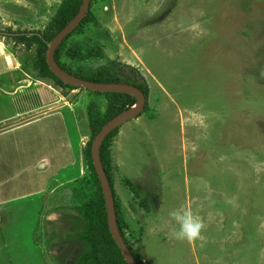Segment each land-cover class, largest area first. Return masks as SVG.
Returning <instances> with one entry per match:
<instances>
[{
  "label": "rangeland",
  "instance_id": "rangeland-1",
  "mask_svg": "<svg viewBox=\"0 0 264 264\" xmlns=\"http://www.w3.org/2000/svg\"><path fill=\"white\" fill-rule=\"evenodd\" d=\"M64 1L0 0V63L20 67L2 79L18 76L20 98L42 87L54 97L75 156L47 191L0 206V264H76L84 250L88 108L107 98L41 79L37 45L15 38L46 31ZM90 10L62 61L119 62L150 86L111 147L119 217L142 264H264V0H94ZM82 47L92 58L77 63L67 50ZM181 207L203 224L193 241L175 238L169 214Z\"/></svg>",
  "mask_w": 264,
  "mask_h": 264
},
{
  "label": "trees",
  "instance_id": "trees-1",
  "mask_svg": "<svg viewBox=\"0 0 264 264\" xmlns=\"http://www.w3.org/2000/svg\"><path fill=\"white\" fill-rule=\"evenodd\" d=\"M93 2L94 0H91L90 9ZM82 4L83 0H66L60 6L58 12L53 17L52 22L46 31L30 33V36H19L20 34L15 36V38L18 40H25L23 43L27 45L28 49L35 44L37 45V54L34 60V70L38 71L39 77H41V79H52L57 85L68 88L69 90H76L79 88L64 83L51 71L47 63L46 54L48 45L53 41L56 35L76 17ZM89 11L90 12H88L77 28L64 39V41L56 50L55 58L57 63L65 71L85 80L100 83H124L135 86L145 94L147 105L150 95V86L145 76H143L137 68L111 61L95 68L84 69L82 67H76L74 63L69 65L68 62L62 61V57L64 55L62 49L65 48L66 41L78 30H80L85 22L90 19L91 10ZM27 39L28 41H26ZM67 54L71 59L77 61V63L79 61L92 58L86 57L85 48L83 47L76 48L75 50L68 49ZM95 93L104 95L105 98H107L108 104L104 110L100 108L99 103H92L88 108L91 138L85 148V156L88 162L89 174L84 181H86L87 185L91 186V194L85 205H83L81 208L79 207L80 214L84 220V230L78 233V239L83 242L84 250L76 260V264H128L109 230L106 202L100 180L91 158V146L102 127L122 112L134 106L137 100L134 96L125 93ZM146 105L143 111L146 110ZM119 129L120 127L113 130L103 141L100 150L101 161L114 194L117 222L120 232L138 264H142L140 257L135 253L133 246L127 240L126 232L123 225L121 224L119 217V204L114 188L113 172L115 170V166L113 163L111 147L115 136L119 132ZM75 148L74 152L76 153L78 148H76V150Z\"/></svg>",
  "mask_w": 264,
  "mask_h": 264
},
{
  "label": "crops",
  "instance_id": "crops-1",
  "mask_svg": "<svg viewBox=\"0 0 264 264\" xmlns=\"http://www.w3.org/2000/svg\"><path fill=\"white\" fill-rule=\"evenodd\" d=\"M19 69L0 63V127H7L0 129V206L47 191L53 178L75 163L63 111L51 108L53 96L42 87L33 101L31 95L20 98L25 85L18 76L2 79Z\"/></svg>",
  "mask_w": 264,
  "mask_h": 264
},
{
  "label": "water",
  "instance_id": "water-1",
  "mask_svg": "<svg viewBox=\"0 0 264 264\" xmlns=\"http://www.w3.org/2000/svg\"><path fill=\"white\" fill-rule=\"evenodd\" d=\"M90 4H91V0H83V4L80 7V10L76 15V17L61 32H59L56 35V37L53 39V41L48 45V50L46 54L47 63L51 71L66 84L78 88H84L86 90L94 91V92L125 93L134 96L137 100L134 106L122 112L121 114L110 120L102 127V129L100 130V132L98 133V135L96 136L95 140L92 143L91 157L98 178L100 180L106 202L109 230L114 240L116 241L118 247L120 248L123 256L125 257L127 263L138 264L132 251L126 244L120 232L117 222L114 194L109 179L107 177L106 171L101 161L100 150L103 141L113 130L122 126L128 121L137 118L143 112L147 102L146 96L140 89L129 84L93 82L74 76L69 72L65 71L63 68H61V66L57 63L55 58L56 50L58 49L60 44L70 33H72L77 28V26L82 22V20L89 12Z\"/></svg>",
  "mask_w": 264,
  "mask_h": 264
},
{
  "label": "clouds",
  "instance_id": "clouds-1",
  "mask_svg": "<svg viewBox=\"0 0 264 264\" xmlns=\"http://www.w3.org/2000/svg\"><path fill=\"white\" fill-rule=\"evenodd\" d=\"M169 216L179 226L174 234L176 239L193 241L200 236L203 224L186 208L181 207Z\"/></svg>",
  "mask_w": 264,
  "mask_h": 264
}]
</instances>
